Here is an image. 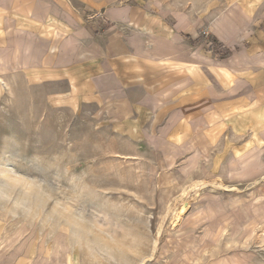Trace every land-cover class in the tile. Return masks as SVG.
<instances>
[{
  "label": "rangeland",
  "instance_id": "374dc122",
  "mask_svg": "<svg viewBox=\"0 0 264 264\" xmlns=\"http://www.w3.org/2000/svg\"><path fill=\"white\" fill-rule=\"evenodd\" d=\"M65 89L0 74V217L15 240L64 264H264V146L231 162L193 159L122 135Z\"/></svg>",
  "mask_w": 264,
  "mask_h": 264
},
{
  "label": "crops",
  "instance_id": "0c3cea01",
  "mask_svg": "<svg viewBox=\"0 0 264 264\" xmlns=\"http://www.w3.org/2000/svg\"><path fill=\"white\" fill-rule=\"evenodd\" d=\"M182 3L149 11L0 0V74L61 82L63 98L94 101L122 135L148 146L231 162L264 146V0ZM213 38L228 57L209 49ZM12 232L0 217V264H64Z\"/></svg>",
  "mask_w": 264,
  "mask_h": 264
},
{
  "label": "trees",
  "instance_id": "16d2710c",
  "mask_svg": "<svg viewBox=\"0 0 264 264\" xmlns=\"http://www.w3.org/2000/svg\"><path fill=\"white\" fill-rule=\"evenodd\" d=\"M191 43H195L196 41L190 40ZM214 54H216L220 58H226L230 55V51L222 46L216 39H212L211 45L209 47Z\"/></svg>",
  "mask_w": 264,
  "mask_h": 264
}]
</instances>
